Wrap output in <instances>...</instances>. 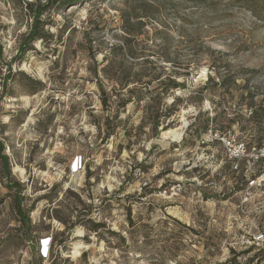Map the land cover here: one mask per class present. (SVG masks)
<instances>
[{
	"label": "rangeland",
	"instance_id": "1",
	"mask_svg": "<svg viewBox=\"0 0 264 264\" xmlns=\"http://www.w3.org/2000/svg\"><path fill=\"white\" fill-rule=\"evenodd\" d=\"M126 1L55 2L45 39L4 88L3 69L0 139L12 181L0 162V264H31L49 232L54 264L61 247L57 264H264V242L254 244L264 235V0ZM144 2L158 7L145 16ZM134 13L143 34L123 66L143 82L167 73L185 85L163 101L156 84L131 96L102 71L104 55L123 47L122 17ZM32 23L25 0H0L7 62ZM174 98L179 111L164 119Z\"/></svg>",
	"mask_w": 264,
	"mask_h": 264
},
{
	"label": "trees",
	"instance_id": "2",
	"mask_svg": "<svg viewBox=\"0 0 264 264\" xmlns=\"http://www.w3.org/2000/svg\"><path fill=\"white\" fill-rule=\"evenodd\" d=\"M90 1L91 0H47L45 5H43L41 2H39L37 0H25V4L27 5V7L29 8V10L32 14V22L33 23L31 25L30 32L26 36H24L22 41L20 42L17 54L8 62L4 58V54H5L4 46L0 41V77L3 76V69L5 67L7 69V74L4 75L3 88L7 85L8 80L15 75V71L13 69V64L17 63V62L20 63L22 61V59L24 58V56L29 51L35 50L36 42L43 41L45 39L46 35H45L44 29L47 26V23L44 21L43 17L45 16V14L48 11H50L53 4L55 2H58L63 7V9H67L68 7H71V6L85 5L86 3L90 2ZM132 1H134V3L137 2V0H131V2ZM250 1H252V0L247 1V2H249L248 3L249 5H250ZM127 3H128V0L126 1V4ZM249 5H247V6H249ZM152 6L158 7L157 5H152L148 2H144V7H143L144 15L148 14L147 12L150 10V8ZM149 16L153 19L156 18L152 14H150ZM133 20H136L137 23L135 25L140 26V28H141L139 33L133 31V24L131 23V22H133ZM121 22H122V28H123V37H122L123 47L120 45H114L109 50V55L107 53L103 57V64L104 65H103L102 71L105 73L108 72V76H107L108 79L112 83H114L116 86H118L120 88V91L127 90V93L130 94L131 96L132 95L138 96L141 89H147L150 86H152L153 84H156V89L158 91L156 96L160 101H163L164 98L166 96H168L170 94V92H172L174 90L185 89V85L183 83L177 82L176 79L173 78V76L171 74H167L164 71H163V73H165L164 76H166L165 79H162V77L159 76V77H154V78L149 79L148 81L143 82V81L137 80L134 76L131 75V73H129L125 70L123 63L126 59V53L131 51L132 41L135 40L140 34H143L144 23L142 22V17H138L136 14L133 15V19L132 18H126L123 16ZM116 55H118V57H120L119 63L117 61L118 58L116 57ZM94 76L97 80H99V75L97 72L94 73ZM209 81L212 82L213 80L210 79ZM130 86H133V87L131 89H128ZM114 90L116 91L115 87H114ZM119 98H121V96ZM135 99H137V98L135 97ZM135 99L131 97L128 100H123L122 106L127 105L129 102H133V100H135ZM195 100H196L195 97H189L187 99L188 102H194ZM179 102H180L179 98H174V101L172 103V108H170L168 110V113L165 115L164 119L169 120L177 114V112L179 111L177 104H179ZM103 107L106 108L105 102H103ZM202 117H203L202 114L199 113L198 116L196 117L194 123H192L188 127L186 132H189L194 126L198 125L200 123ZM232 122H234V120ZM232 122L229 123L228 128H232ZM158 126L159 125L157 124L155 126V129H157ZM203 126H204L205 130H208V128H209L208 127V121H206V123H204ZM2 130H3V127L0 124V134H1ZM113 135H114L113 133L108 131V133L106 134V140L109 139ZM263 147H264V135H259V137H257L256 150L259 152L262 150ZM6 150H7L6 145L0 139V162L2 165V172L6 176L7 179H11V181H12L11 163H10L9 156L6 154ZM79 164H80V166L82 165L81 160H80ZM76 166H77V163H76ZM87 178L90 179V175H88ZM254 178H255L254 176L251 177V179H254ZM11 186L10 187L14 188L16 190V192L19 194V201L17 203V205H18L17 209H18V213L21 217V220L23 221L24 224H26L29 227L30 226V219L28 217H26L24 210L22 208L23 185L20 182H14V183H12ZM71 193L72 192L67 191L64 195H69V194L71 195ZM79 222H80L79 216L77 215V217L75 218V221L72 223L71 227L74 228L77 225V223H79ZM129 224L131 225V227H134L132 219H129ZM93 226H94V232H97L96 230H99L100 228H104V226L101 224H94ZM49 234L52 236L51 247H57L58 242H57V239L55 237V233L49 232L46 235H49ZM42 239H43V236L38 237L36 239L35 247H33V249L35 250V252H34L35 255L33 256V260L31 262V264H44L40 254H39V250H40V247L42 245V242H41ZM62 249H66V247L60 248L61 253H62ZM253 249H256V247H250L248 249V251H246V253H248L249 250H253ZM61 253L59 254V259L57 257V263H58V261L59 262L61 261ZM246 253H243V254H246ZM57 263H55V264H57ZM51 264H54V260H52Z\"/></svg>",
	"mask_w": 264,
	"mask_h": 264
},
{
	"label": "built area",
	"instance_id": "3",
	"mask_svg": "<svg viewBox=\"0 0 264 264\" xmlns=\"http://www.w3.org/2000/svg\"><path fill=\"white\" fill-rule=\"evenodd\" d=\"M51 239H52V236L50 235L49 238H44L41 241L42 245L40 247L39 254L44 264H48V263L51 264L54 258L53 253H54L55 247H51ZM263 242H264V235H259L257 237H254V244L260 245Z\"/></svg>",
	"mask_w": 264,
	"mask_h": 264
},
{
	"label": "bare ground",
	"instance_id": "4",
	"mask_svg": "<svg viewBox=\"0 0 264 264\" xmlns=\"http://www.w3.org/2000/svg\"><path fill=\"white\" fill-rule=\"evenodd\" d=\"M78 245V244H77ZM82 248H84V247H82V246H76L75 248H74V251H73V253H72V256L74 257V258H76V257H79L80 256V250L82 249Z\"/></svg>",
	"mask_w": 264,
	"mask_h": 264
}]
</instances>
